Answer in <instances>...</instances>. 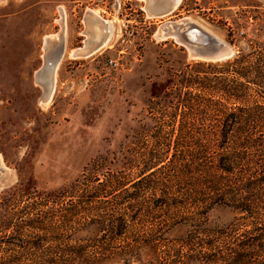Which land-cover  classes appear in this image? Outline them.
<instances>
[{
  "label": "rangeland",
  "instance_id": "1",
  "mask_svg": "<svg viewBox=\"0 0 264 264\" xmlns=\"http://www.w3.org/2000/svg\"><path fill=\"white\" fill-rule=\"evenodd\" d=\"M146 1L0 0V220L7 212L10 217L8 225L0 224V234L16 230L31 211L77 199L74 191L57 196L56 190L91 181L92 173L103 177L108 169L124 168L152 146L158 105L172 108L177 74L189 64L220 61L191 57L188 46L168 32L174 22L201 25L233 46L234 54L264 42V0H180L171 13L155 16ZM92 10L114 24L111 39L85 56H72L86 45L85 16ZM62 31L64 51L45 102L35 73L46 37ZM166 129L176 136L172 126ZM234 214L228 207L210 213L222 220Z\"/></svg>",
  "mask_w": 264,
  "mask_h": 264
},
{
  "label": "trees",
  "instance_id": "2",
  "mask_svg": "<svg viewBox=\"0 0 264 264\" xmlns=\"http://www.w3.org/2000/svg\"><path fill=\"white\" fill-rule=\"evenodd\" d=\"M187 68L152 146L56 190L77 199L1 233L0 264H264V42ZM219 207L233 218L211 217Z\"/></svg>",
  "mask_w": 264,
  "mask_h": 264
},
{
  "label": "bare ground",
  "instance_id": "3",
  "mask_svg": "<svg viewBox=\"0 0 264 264\" xmlns=\"http://www.w3.org/2000/svg\"><path fill=\"white\" fill-rule=\"evenodd\" d=\"M147 1H148V3H147L146 8L150 12V14H152L153 16L157 15V14H155L156 13V11H155L156 9H160V8H162V7H164V6L168 5V4H171V9H175L177 7L176 5H178L179 2H180V0H169L168 3L165 2V0H147ZM85 20H88V23H89V26H90V28H89L90 29L89 38L87 39L85 46L77 48L73 52L70 53L72 56L75 55V57L79 56V55L80 56H85V55H87V54H89L91 52H94L95 50H97V49L101 48L102 46L106 45L109 42V40L111 39V33H112V29H113V25L114 24L111 23V21H105L104 19H101L98 11H96V10L90 11L89 14H87L85 16ZM187 23H189L190 25L188 27H186V28H183V26H185L186 24H179L177 22H174V24H173L174 30L172 31L171 30L172 27H170L168 32L171 31V32L175 33L176 35L175 34L174 35L177 36V40L183 42L184 44H186L188 46L191 57H201L200 56L201 53L198 51V49L196 47L185 43L182 31H186L187 30L190 33L191 36L194 35V37H196V38H198L197 31H194V30L191 31V28L193 26L198 27V29L196 28L197 30L202 29V30H205V31H207L209 33H211V32L209 30L203 28L201 25H199V24H197L195 22L189 21ZM162 35H158V36H162ZM217 39L220 41L219 47H220V51L222 53L230 54L231 52L234 51L233 46H231L230 44H228L227 42H225V41H223V40H221L219 38H217ZM64 44H65V35L63 34V31H62L61 34H56L55 33L54 35L47 36L46 39H45V44H44L45 53L49 50L50 53L52 54V53L58 51L61 46L63 47V51H64ZM45 53H44V56H45ZM60 60H61V58H60ZM60 60L58 61V64L60 63ZM58 64H57V67H58ZM57 67H56V71L53 73V76H52L53 77V82H52V86H51L50 92L48 94L46 92H44V94L42 96L43 97L42 99L46 100L45 102H47L52 96L53 89H54V84L56 82L55 81V79H56L55 76H56V72H57V69H58ZM38 71H39V69L36 71V73ZM50 78H51V76L49 74L45 75V79L46 80H48ZM42 103H43V101H42Z\"/></svg>",
  "mask_w": 264,
  "mask_h": 264
},
{
  "label": "water",
  "instance_id": "4",
  "mask_svg": "<svg viewBox=\"0 0 264 264\" xmlns=\"http://www.w3.org/2000/svg\"><path fill=\"white\" fill-rule=\"evenodd\" d=\"M157 15H165V14H169L173 11V9H171V4H168L160 9H156L155 10ZM198 27L193 26L191 28V31H197V36L198 38L191 36L190 33L186 30V31H182L183 33V38L185 40V43L194 46L198 49V51L201 53L200 56L203 59H208V60H221V59H225L228 57H231L234 54V51L231 52L230 54H224L220 51V41L213 36L211 33L199 29L197 30ZM186 45V44H184ZM187 50L189 51V49L187 48ZM63 54V47L61 46L60 49L54 53H50V51L48 50L45 53V56L43 58V63L42 65L39 67V71L37 73H35V79L36 81H38L39 83H41L44 87V92H46L47 94L50 92L51 86H52V82H53V73L56 71V67L58 64V61L60 60V58L62 57ZM195 58V57H193ZM49 74L51 76L50 79L46 80L45 79V75ZM43 92V94H44Z\"/></svg>",
  "mask_w": 264,
  "mask_h": 264
},
{
  "label": "crops",
  "instance_id": "5",
  "mask_svg": "<svg viewBox=\"0 0 264 264\" xmlns=\"http://www.w3.org/2000/svg\"><path fill=\"white\" fill-rule=\"evenodd\" d=\"M147 3H148V2L146 1V6H147Z\"/></svg>",
  "mask_w": 264,
  "mask_h": 264
}]
</instances>
